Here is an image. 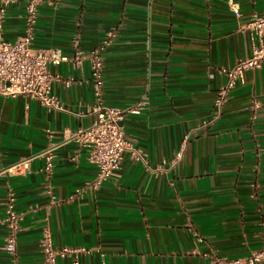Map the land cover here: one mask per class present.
<instances>
[{"label":"crops","instance_id":"1","mask_svg":"<svg viewBox=\"0 0 264 264\" xmlns=\"http://www.w3.org/2000/svg\"><path fill=\"white\" fill-rule=\"evenodd\" d=\"M25 4L7 7L5 39L25 34ZM263 13L264 0H44L33 46L69 57L51 67L63 78L53 91L64 110L0 97V264L11 263L3 249L10 194L22 214L17 264L42 260L46 226L55 247L90 250L81 256L90 264H209L260 248L264 63L220 112L214 101L222 69L250 55L257 39L247 24ZM74 39L84 55L101 48L104 102L128 110L122 124L144 153V161L125 154L97 190L87 187L97 173L88 149L67 138L95 119L91 63L72 59ZM24 160L27 170L8 172Z\"/></svg>","mask_w":264,"mask_h":264},{"label":"built area","instance_id":"2","mask_svg":"<svg viewBox=\"0 0 264 264\" xmlns=\"http://www.w3.org/2000/svg\"><path fill=\"white\" fill-rule=\"evenodd\" d=\"M44 0H26L24 21L26 32L14 41L3 36V20L7 7L14 0H0V97L27 96L38 100L47 108L64 110L60 98L54 93L53 86L63 78L51 70L52 66L69 60V57L58 48H36L33 46L34 28L38 18L39 6ZM253 38L248 57L238 60L232 67L223 68L226 83L217 93L214 104L220 112L227 101L230 92L239 84L245 83V73L262 67L264 63V13L254 14L247 24ZM76 47L72 59L80 63L85 57L91 63V77L93 81V104L90 113L95 116L93 123L87 127H79L67 134L69 140L88 149V159L97 167L96 176L87 184L88 188L97 190L119 169L125 154L131 158L144 161V153L126 134L122 121L128 110L107 105L104 102V60L101 48L97 47L84 55L77 48L78 40L74 39ZM66 84L71 79L64 80ZM254 107H259L258 102ZM136 112V111H134ZM53 149L45 152V169L50 172L54 167ZM29 168L28 160L15 164L8 172L13 175L21 174ZM13 194L8 196V211L3 219L7 233L3 249L11 257L10 264H17L18 234L22 221V214L17 212L13 203ZM42 260L38 264H61L60 260L69 258L68 264L83 263L81 256L90 252L83 246L55 247L52 233L48 226L43 230L40 239ZM209 264H264V243L242 258L213 257Z\"/></svg>","mask_w":264,"mask_h":264}]
</instances>
